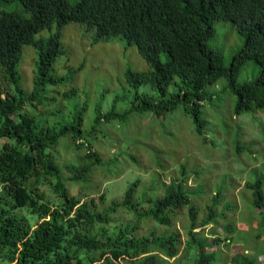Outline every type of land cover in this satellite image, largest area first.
Masks as SVG:
<instances>
[{
	"label": "trees",
	"instance_id": "1",
	"mask_svg": "<svg viewBox=\"0 0 264 264\" xmlns=\"http://www.w3.org/2000/svg\"><path fill=\"white\" fill-rule=\"evenodd\" d=\"M14 2H20L27 15L0 10V138H9L0 149V264H161L151 247L156 244L168 257H176L181 233L138 238L140 223L150 217L171 226L172 211L188 206L191 241H199L198 208L185 189L187 175L180 182L173 181L150 211L138 201L140 180L130 186L123 201H113L106 210L100 209L105 194L82 202L69 193L66 184L90 182L92 168L103 164L94 146L98 131L104 123L124 121L133 113L150 112L163 118L184 106L197 133L209 143L203 110L204 102L213 100L214 95L206 88L222 78L229 81L237 98L236 115L264 110V0H82L78 4L68 0H0V4ZM210 20L231 21L245 38L228 66L222 53L207 44L214 35ZM69 24L86 27L87 34H94L91 40L95 45L119 38L127 47L136 46L148 64V72H126L128 86L137 91L125 114L115 109L105 112L100 105L93 124L87 126L88 102L60 122H42L32 113L31 108H39L51 93L50 86L75 83L84 69L83 65L66 76L53 75L57 57L64 53L61 31ZM54 27L56 33L42 34ZM26 45L38 54L31 93L24 88L19 72ZM250 59L257 61L260 74L254 81L238 84L237 76ZM143 85H150L156 97L140 93ZM79 94L74 87L63 93V98ZM63 141L78 153L77 162L68 159L59 163L56 148ZM82 150L86 154L82 155ZM46 186L55 194V201L48 198ZM246 188L252 191L253 206L262 211L264 225V178ZM213 201L204 224L216 221L222 204L220 192ZM120 208L133 213L136 224L111 232L112 214ZM227 229L232 231L233 225ZM221 242V238L213 239L212 247ZM206 243H201L198 264H212L216 259V251H208ZM247 260L256 264L254 259Z\"/></svg>",
	"mask_w": 264,
	"mask_h": 264
},
{
	"label": "rangeland",
	"instance_id": "2",
	"mask_svg": "<svg viewBox=\"0 0 264 264\" xmlns=\"http://www.w3.org/2000/svg\"><path fill=\"white\" fill-rule=\"evenodd\" d=\"M68 1L78 4L82 0ZM0 10L27 15L20 2L2 3ZM210 24L214 35L207 44L222 53L228 66L242 49L245 38L231 21L210 20ZM56 31L54 27L42 34L49 36ZM86 31V27L78 24H69L62 29L64 53L57 57L53 75L66 76L83 65L84 69L77 75L75 83L50 86L51 93L42 99L40 107L31 108L39 121L60 122L74 116L78 108L88 102L85 123L91 126L100 105L105 112L115 109L125 114L135 100L137 90L128 86L126 72L149 71L137 47H127L119 38L95 45L91 40L94 34ZM37 60V50L26 45L19 72L28 93L32 92L36 80ZM259 74L260 66L250 59L242 66L237 82L254 81ZM74 87L80 92L78 97L64 99L63 93ZM206 89L214 95L213 100L204 102L203 110L208 122L209 143L197 133L194 119L186 113L184 106L163 118L150 112L133 113L124 121L104 123L98 131L94 146L101 154L103 164L92 168L90 182L66 185L69 193L78 196L82 202L105 194L107 199L100 209L106 210L113 201H123L130 186L140 180L138 201L145 211H150L158 199L165 196L173 181L180 182L181 177L187 175L185 189L190 191L192 205L198 208L196 231L200 240L191 241V206L172 211L171 226L159 224L150 217L143 218L137 237L181 233L180 252L176 257H168L156 244L151 247L161 264H198L202 242H207L208 251H216L212 264H249L247 258L254 259L256 264H264L263 215L261 209L253 206L252 191L246 188L248 183L264 178V110L236 115L237 98L230 91L226 78ZM138 91L148 93L150 98L156 97L150 85H143ZM8 140L7 137L0 138V149ZM64 144L65 141L56 148L59 163L68 159L77 162L78 153ZM80 153L84 155L86 150ZM63 175L67 179V173ZM48 187L43 188L48 198L55 201L56 196ZM219 192L222 204L217 208L216 221L204 224L210 215L209 206L213 205V198ZM227 205L234 209L225 211ZM112 219L111 232L128 223L136 224L135 215L124 208L113 213ZM229 224L233 225L232 231L227 229ZM217 238L222 242L212 247V240Z\"/></svg>",
	"mask_w": 264,
	"mask_h": 264
}]
</instances>
